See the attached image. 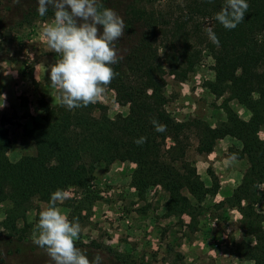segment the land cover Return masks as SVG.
Listing matches in <instances>:
<instances>
[{"label": "trees", "instance_id": "obj_1", "mask_svg": "<svg viewBox=\"0 0 264 264\" xmlns=\"http://www.w3.org/2000/svg\"><path fill=\"white\" fill-rule=\"evenodd\" d=\"M161 1L162 10L129 6L124 15L123 36L129 46L120 51L121 42H116L117 75L107 87L119 105L128 106L127 115L109 118L99 103L69 110L60 98L57 104L41 99L42 121L23 129L35 153L16 162L8 159L11 142L7 122L0 118V204L8 205L5 216L14 220L34 202L47 205L57 189L80 192V201L92 204L98 200L93 190L96 167L129 162L134 165L131 186L138 198L152 187L162 188L168 211L187 215L191 225L205 197L218 189L216 183L212 188L204 184L189 158L191 139L197 142L196 154L207 155L227 135L240 142L236 158L245 159L247 168L240 184L217 207L236 209L242 217L240 229L253 238L252 243H234L232 255L264 264V213L256 210L264 201V140L259 138L264 125V0H247L245 19L231 30L216 20L225 0ZM47 13L54 18L53 9ZM208 27L219 45L210 40ZM204 51L214 61V80L205 87L216 97L228 93L222 103L226 119L218 127L200 119L178 122L166 110L165 77L185 82ZM230 100L250 112L248 120L229 107ZM153 119L167 130L157 132ZM140 137L147 140L138 145ZM206 172L213 181L214 172ZM4 239L14 236L6 234Z\"/></svg>", "mask_w": 264, "mask_h": 264}, {"label": "rangeland", "instance_id": "obj_2", "mask_svg": "<svg viewBox=\"0 0 264 264\" xmlns=\"http://www.w3.org/2000/svg\"><path fill=\"white\" fill-rule=\"evenodd\" d=\"M102 3L123 19L129 6L164 9L161 0H102ZM37 7V0H0V105H4L0 107V118L7 122L12 157L35 153L23 129L42 121L41 99L57 104L60 98L59 90L50 86V66L59 56L41 39L43 27L53 18L48 13L41 17ZM117 42H121L120 51L128 49L124 36ZM213 64L209 52L204 51L185 82L165 77L166 110L176 121L200 119L212 127L225 122L222 103L228 97L227 91L216 97L205 87L214 80ZM96 103L104 106L109 118L128 114V106L119 105L115 92L108 87ZM228 105L241 119H249L250 112L236 100H230ZM259 138L264 140V125ZM191 143L189 158L195 161L201 180L207 187L212 188L215 183L218 187L195 211L191 225L187 215L168 211V195L162 188L152 187L143 199L138 198L131 186L134 165L129 162L96 167L93 190L98 200L92 204L81 202L82 195L76 191H69L70 197L58 202L70 220L78 218L82 231L77 247L89 259L99 254L101 264H123V259L126 264H254L232 255L234 243L253 242L240 229V213L226 204L217 207L240 184L247 168L245 159L236 158L240 142L224 135L207 155L196 154L194 138ZM207 168L214 172L213 181ZM46 206L34 202L14 220L5 216L8 205L0 204V264H53L46 249L33 242L39 213ZM256 210L264 213V201ZM6 234L14 239H4Z\"/></svg>", "mask_w": 264, "mask_h": 264}, {"label": "clouds", "instance_id": "obj_3", "mask_svg": "<svg viewBox=\"0 0 264 264\" xmlns=\"http://www.w3.org/2000/svg\"><path fill=\"white\" fill-rule=\"evenodd\" d=\"M37 2L41 17L49 8L54 10V18L41 32V39L59 56L50 66V86L59 90L60 102L69 110L96 103L117 75L113 65L120 59L116 42L125 34L124 19L113 9L104 7L102 0ZM248 8L247 0H225L216 20L229 30L235 29L245 19ZM206 31L210 40L219 45L213 29L208 27ZM152 124L157 132L167 130V126L156 119ZM146 140L140 137L135 142L140 145ZM69 197L70 192L63 189L51 194L47 206L39 213L33 242L46 249L53 264H101L99 254L89 259L86 252L77 247L82 231L79 220H70L58 206V202Z\"/></svg>", "mask_w": 264, "mask_h": 264}, {"label": "crops", "instance_id": "obj_4", "mask_svg": "<svg viewBox=\"0 0 264 264\" xmlns=\"http://www.w3.org/2000/svg\"><path fill=\"white\" fill-rule=\"evenodd\" d=\"M7 156H8V159H9L10 161H12V162H16V161H18V160L20 159V157H21V155L13 156V157H12L11 154H10V151H8Z\"/></svg>", "mask_w": 264, "mask_h": 264}]
</instances>
